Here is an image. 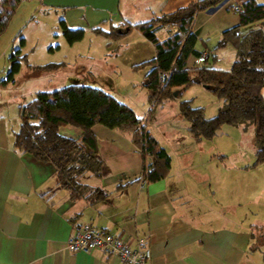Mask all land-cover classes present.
Masks as SVG:
<instances>
[{
    "label": "crops",
    "instance_id": "0c3cea01",
    "mask_svg": "<svg viewBox=\"0 0 264 264\" xmlns=\"http://www.w3.org/2000/svg\"><path fill=\"white\" fill-rule=\"evenodd\" d=\"M41 1L48 5H67L63 7L78 10L82 24L106 27L108 23L117 25L125 21H145L153 14L172 12L193 0ZM235 1L240 3L245 0H226L217 8L199 12L194 18L193 31L197 38L194 49L207 54V60L210 55L215 56V61L218 60L215 55L218 48L214 49L215 45L211 49L208 47L213 39L217 42L224 29L238 22L237 13L231 8ZM255 1L264 3V0ZM61 15L68 27V19L76 21L74 17H69V13ZM260 22L262 25L259 28L264 27V21ZM78 27L82 28L81 25ZM175 31V27L159 28L156 35L163 39ZM131 34L134 36L122 43L124 53L128 55V65L151 59L154 56L152 45L138 31L134 30ZM125 37L118 42H122ZM195 58L189 56L185 67H197ZM126 59L122 62H126ZM212 66L223 70L216 62ZM148 68L139 70L140 81ZM14 126H18L16 122ZM14 126L4 116H0V264H120L116 257L104 254L97 248L89 252H69L66 240L72 229L81 225L108 232L131 245L140 240L150 252L146 264L261 262V256L256 254L261 253L257 247L264 246L261 231L264 229V221L260 224L244 223L228 217L224 220L225 224H222L220 214L202 213L199 210L194 212L184 204L190 194H199V188H205V185L199 183L204 180H198L195 173L189 172L187 160L182 162L180 170H174L169 157L170 168L163 178L150 183L140 179L123 189H116L119 183L140 176V153L127 133L93 124L91 131L96 138L104 172L99 178L89 181L111 193L106 200L88 205L82 200L68 199L67 192L56 185L54 171L49 164L35 161L30 155L12 147V131L17 129ZM60 132L71 138L80 134V130L71 125L62 126ZM188 136L187 142L204 144V140L195 141ZM203 161L211 162V158L206 156ZM247 165L237 164L229 171L236 175H230L227 182L239 177V189L232 190L230 187L227 191L229 196H225V199H229V202H232L235 195L246 198L254 183L260 184L258 191L264 190V161L255 166ZM257 166H261L258 175L249 173ZM214 176H211L212 181ZM218 176L217 190L208 191L209 196L225 194V185L220 186L224 181L216 174ZM204 192L206 190L200 195ZM175 199H178L177 203Z\"/></svg>",
    "mask_w": 264,
    "mask_h": 264
},
{
    "label": "trees",
    "instance_id": "16d2710c",
    "mask_svg": "<svg viewBox=\"0 0 264 264\" xmlns=\"http://www.w3.org/2000/svg\"><path fill=\"white\" fill-rule=\"evenodd\" d=\"M225 1L193 0L172 12L153 14L145 21H125L117 25L108 23L106 27L98 25L90 30L97 36L113 41L136 30L152 45L154 56L131 66L134 71L149 67L140 81L146 91L148 110L173 99V88H187L194 84L190 79L197 78L199 85L220 100V105L214 115L205 117L204 109L193 106L191 99L179 100L178 115L186 121L188 134L195 141L208 140L217 135L222 124H250L256 144L255 157L250 166H255L264 161V27L243 36L239 34L238 28L264 21V3L241 1L237 24L221 32L214 49L229 44L236 53L228 69L213 67L215 56H211L209 61L207 54L197 67H185L189 56L201 55L200 51L194 49L197 40L193 31L195 16L201 11L217 8ZM9 3L8 0H0L2 7ZM2 7L0 34L6 24ZM59 25L68 44L82 38V28L66 26L63 18L59 19ZM171 27L176 28L174 33L163 39L157 37V29ZM16 52L18 55L19 50ZM12 57L16 56L13 54ZM60 64L50 63L40 68H53ZM19 67L20 62L14 60L9 78L18 72ZM18 117V128L12 133V147L30 155L35 161L49 164L53 168L56 185L67 192L70 201L82 200L93 205L106 200L111 193L89 181L99 178L104 172L96 138L91 131L93 124L127 133L140 153V176L119 183L116 189H123L140 179L147 183L157 181L169 171V156L146 130L143 119L102 88L75 83L51 90H38L31 100L18 106ZM65 125L78 128L80 134L76 138L63 135L60 128ZM261 231L264 237V229Z\"/></svg>",
    "mask_w": 264,
    "mask_h": 264
},
{
    "label": "rangeland",
    "instance_id": "374dc122",
    "mask_svg": "<svg viewBox=\"0 0 264 264\" xmlns=\"http://www.w3.org/2000/svg\"><path fill=\"white\" fill-rule=\"evenodd\" d=\"M63 6L67 5H48L41 0H11L9 5L2 7L6 24L0 34V116H4L11 126H14L15 122L19 125L18 106L31 100L38 90H51L75 83L101 87L116 100L127 104L135 115L143 118L146 130L168 152L174 170H180L182 162L187 160L189 172L195 173L198 180H204L199 183L201 186L205 185V188H199V191L202 193L206 190L205 194H190L184 202L190 210L220 214L222 224H225L224 220L228 217L242 220L244 223H262L264 190L258 191L260 184L254 183L246 198L235 195L231 199L232 202L225 199V196H229L227 191L230 187L239 189V177L236 180L231 178V181L227 182L230 175H236L229 171L237 164L250 166L254 160L256 144L251 125L222 124L218 129L219 134L204 140V144L194 145L187 142V124L178 115L179 100L191 99L193 106H201L204 109L205 117L216 113L220 100L201 85L191 84L178 98L167 100L162 106H153L148 110L145 89L140 85L139 70L131 69L132 65H128L126 59L128 55L123 50L122 43L134 36L131 34L134 30L126 35L122 42L107 40L93 34L90 23L82 24L78 10H69V7ZM65 9L68 10L64 13ZM62 13L65 16L69 13V17L75 18L76 21L68 19L69 27L82 26L83 35L79 41L72 44L66 42L59 25ZM261 25V22L243 25L239 29L240 35L258 29ZM215 43L216 40L213 39L209 49ZM13 54L16 57H12ZM215 55L218 60L214 63L223 70L228 69L236 57L231 45L218 48ZM123 59H126V62H122ZM14 60L20 62V67L18 72L9 78ZM50 63L61 64L53 68H40ZM206 156L211 158V162L203 161ZM260 167H254L249 173L258 175ZM216 174L224 181L220 186L225 185L226 189L225 194L222 193L218 197L209 196L207 193L217 190L219 176L216 177ZM212 175H215L213 181ZM175 202L177 203L178 199H175ZM257 249L261 251L256 254L261 256V262L258 264H264V246Z\"/></svg>",
    "mask_w": 264,
    "mask_h": 264
},
{
    "label": "built area",
    "instance_id": "2783aa9c",
    "mask_svg": "<svg viewBox=\"0 0 264 264\" xmlns=\"http://www.w3.org/2000/svg\"><path fill=\"white\" fill-rule=\"evenodd\" d=\"M232 11H240L239 3H232ZM205 59V54L195 58L198 65ZM264 91V79L262 81ZM100 249L102 253L114 256L120 264H146L150 258V252L140 240L131 245L128 241L120 240L105 231H99L87 225L74 227L66 240V249L69 252H89L92 249Z\"/></svg>",
    "mask_w": 264,
    "mask_h": 264
},
{
    "label": "water",
    "instance_id": "95a60500",
    "mask_svg": "<svg viewBox=\"0 0 264 264\" xmlns=\"http://www.w3.org/2000/svg\"><path fill=\"white\" fill-rule=\"evenodd\" d=\"M190 81H191L192 83H198V79L195 78V77H192V78L190 79ZM202 87H204V86H202ZM184 89H185L184 86H182V87H178V88H173V89L171 90V95H172V97H173V98H178V97L182 94V92H183Z\"/></svg>",
    "mask_w": 264,
    "mask_h": 264
}]
</instances>
